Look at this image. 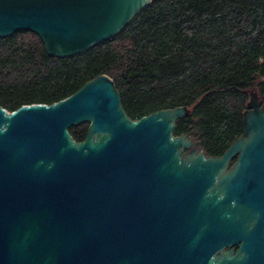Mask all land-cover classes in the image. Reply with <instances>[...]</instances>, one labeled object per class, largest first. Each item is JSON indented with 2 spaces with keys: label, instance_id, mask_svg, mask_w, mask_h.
<instances>
[{
  "label": "water",
  "instance_id": "95a60500",
  "mask_svg": "<svg viewBox=\"0 0 264 264\" xmlns=\"http://www.w3.org/2000/svg\"><path fill=\"white\" fill-rule=\"evenodd\" d=\"M151 1L0 0V37L32 31L67 58ZM189 114L134 120L106 74L50 105L0 106V264H264V102L251 94L220 157L175 135Z\"/></svg>",
  "mask_w": 264,
  "mask_h": 264
},
{
  "label": "trees",
  "instance_id": "16d2710c",
  "mask_svg": "<svg viewBox=\"0 0 264 264\" xmlns=\"http://www.w3.org/2000/svg\"><path fill=\"white\" fill-rule=\"evenodd\" d=\"M102 74L134 120L186 106L175 135L220 157L244 134L251 94L264 102V0H152L114 38L67 58L50 57L32 31L0 37V106L8 111L59 102ZM88 129L70 133L81 142Z\"/></svg>",
  "mask_w": 264,
  "mask_h": 264
}]
</instances>
